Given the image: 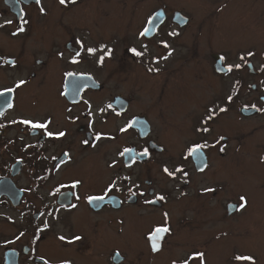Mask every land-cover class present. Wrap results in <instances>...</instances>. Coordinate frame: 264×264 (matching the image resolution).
I'll return each instance as SVG.
<instances>
[{
	"label": "flooded vegetation",
	"instance_id": "obj_1",
	"mask_svg": "<svg viewBox=\"0 0 264 264\" xmlns=\"http://www.w3.org/2000/svg\"><path fill=\"white\" fill-rule=\"evenodd\" d=\"M203 1L197 21L195 0H0V264H182L194 252L206 264L258 263L231 245L243 240L248 207L234 186L264 183V46L219 40L264 26V0ZM21 120H50L47 131L66 135ZM195 145L207 146L189 155ZM157 227L170 231L153 252Z\"/></svg>",
	"mask_w": 264,
	"mask_h": 264
},
{
	"label": "rangeland",
	"instance_id": "obj_2",
	"mask_svg": "<svg viewBox=\"0 0 264 264\" xmlns=\"http://www.w3.org/2000/svg\"><path fill=\"white\" fill-rule=\"evenodd\" d=\"M99 3H100V7H102L103 9H104L103 5H105L106 7L109 5L104 3L101 4V2ZM198 5L201 7L200 9H198L197 7ZM208 8H209L208 4L205 3L203 0H195V10H196L195 17H199L197 21L205 17ZM99 11L102 13L104 12L101 8ZM140 24H142V20L140 21ZM261 27L264 26H258V25H250L249 27L238 26L239 29H232L231 34L226 36H224L223 30H210V38L217 39L218 37L221 38L222 36H224L223 37L224 39L219 41H227V44L234 46L236 50L245 51L251 47L255 48V47L264 46V30L259 29ZM203 31H204L203 33L200 32L201 35H199V37L206 36V29H204ZM196 33L198 34V31H196ZM104 36L105 38H109V39L112 38L109 29L104 31ZM199 39L203 40V38H199ZM132 42L137 43V41H132ZM231 60L235 61V58ZM141 76L145 78L147 77L148 80L150 79V76L148 77L144 73H141ZM251 157L252 156H247V157L244 156V161L246 162L247 160H251L252 166H257L256 161L252 160ZM258 158L259 155H257L256 159ZM259 165H264V164L260 163ZM257 176H262L261 171L259 173L257 172L255 175L256 180H260V178ZM245 179L246 178H243L244 180L243 184H238L234 186V189H237V192L242 191L248 198V207L243 212V216L245 219V221L243 222L244 223V231L242 238L243 240L240 243L234 242L231 245V247H235L243 251L251 252L253 254L255 253L258 254L259 257L257 264H264V251L262 252V249L264 248V183L259 182L256 185V183L254 184L253 182L251 184ZM238 180L240 179L238 178L236 181ZM252 232L255 233V236H249L252 235ZM246 239L247 241H252V240L253 241L248 245L246 243L247 242ZM232 251L235 252L237 250L233 248Z\"/></svg>",
	"mask_w": 264,
	"mask_h": 264
},
{
	"label": "snow or ice",
	"instance_id": "obj_3",
	"mask_svg": "<svg viewBox=\"0 0 264 264\" xmlns=\"http://www.w3.org/2000/svg\"><path fill=\"white\" fill-rule=\"evenodd\" d=\"M35 2L39 5L41 4V0H35ZM77 2V0H59V4L62 5V6H66L68 3H73L75 4ZM40 11L43 13L45 10L43 7L40 8ZM21 16H23V13H21ZM6 23H11V21H7ZM24 23H27V21H24ZM0 27H2V25H0ZM23 26H21L19 28V31H23ZM148 31V29H145L144 32H141L140 35L143 36L145 35V33ZM13 34H16V33H13ZM79 43V42H78ZM167 46V45H166ZM81 48H83V45L81 44ZM87 51L91 54V53H94L95 52V49L93 48H89L87 49ZM111 49L108 50V52L106 53V55H110L111 54ZM131 51L133 52V54L137 57L139 56H142L143 53L142 52H139L137 51L136 49H131ZM76 55H79V51H77ZM168 55H171V52L168 53ZM254 53L252 52H249L248 53V56L251 57L253 56ZM167 57H165L166 59ZM223 59V58H222ZM241 60L244 59L243 56L240 57ZM73 63H77V61L75 59H73L72 61ZM100 62L102 63L103 62V57H101L100 59ZM11 63V62H9ZM236 68H240L241 65H236L235 66ZM150 71H152L153 69H149ZM158 71V70H157ZM227 71L231 72L232 71V66L229 65L228 68H227ZM68 77H71L73 76L74 74L73 73H67L66 74ZM24 83H26V81H19L17 82V84L15 85V88H19L21 87ZM76 87H80V85H76ZM15 89L14 88H10V89H7L6 92L8 93H11L13 92ZM5 92H0V97H4L5 96ZM64 94V93H62ZM229 100H231V97H229ZM6 104H8V107H11L12 105L7 101L5 100L4 101ZM109 107H111L109 105ZM220 112H225L227 111L226 108H220L219 109ZM257 111H261V109H257ZM210 112H215L214 109H210ZM209 119H212V116L210 115L208 117ZM19 123L21 124H24V125H29L30 126V129L32 130H36V129H44L45 130V135L49 136V137H55L57 139H59L60 137H63L66 135L65 132H58V133H52V132H49L47 131V128H48V125L51 123V121H46V122H43V123H40V122H32L30 120H21L19 121ZM2 126V125H0ZM132 127V123H130L127 127L125 128H122L121 129V132H124V131H127V128H130ZM205 131H207L208 129H204ZM101 138V135L100 134H97L96 136V139L99 140ZM108 139H113V137H107ZM224 137H220L219 140L217 141V143H219L221 140H223ZM85 144L88 143V141H84ZM207 145H195L193 146L191 149H189V155H194L196 154L197 152H199L202 148L206 147ZM132 150L129 149V148H125L123 150V152L120 153V155H124L125 153H130ZM221 151H223V149H221ZM139 155L141 156H148L149 155V152H148V149H145L142 153H140ZM206 167V165L204 166ZM201 171L204 170V168H201L200 169ZM165 173H167L169 176H174V173L172 172H169V170L167 168L164 169ZM177 171H182V169H177ZM80 184V181H74L71 185V187L73 189L77 188L78 185ZM115 185H110L109 188L107 189L108 191H111L112 188L114 187ZM205 192H214L215 189L213 188H206L204 190ZM133 195H135V193H133ZM76 199H79V196L77 195L76 196ZM104 199V196H88L87 197V201L89 204H91L93 201H97V200H103ZM157 200H164L165 197L164 196H157L156 197ZM240 200H241V204L238 206L240 209H242L243 207L246 206V203H247V200H246V197L244 196H241L240 197ZM148 203H152V201H148ZM73 207H75V205H73ZM165 217L167 218V213H165ZM170 231V229L168 227H157L155 228L154 232L149 236V240L152 242L151 246H152V250L153 252H156V251H159L160 250V244L158 243V241L162 238L161 234L162 233H168ZM21 235H23V233H21ZM226 235V234H225ZM17 239H19V237H17ZM59 239L61 240H65L66 238L61 236L59 237ZM75 239L79 240L80 237H76ZM68 243H71L72 241H67ZM196 259H199V262L200 264H206V261H205V254L203 252H194L192 253L188 259L184 260L182 262V264H189L190 261H195ZM236 261H247L249 262V264H255V259L252 257V256H249V255H236L235 258H234ZM44 264H48V261H44ZM173 264H175V262H173Z\"/></svg>",
	"mask_w": 264,
	"mask_h": 264
},
{
	"label": "water",
	"instance_id": "obj_4",
	"mask_svg": "<svg viewBox=\"0 0 264 264\" xmlns=\"http://www.w3.org/2000/svg\"><path fill=\"white\" fill-rule=\"evenodd\" d=\"M157 23H158V21H157V15H155V16L152 18V20H151V23H150V25H149V27H148V31H149L150 29H151V30L154 29Z\"/></svg>",
	"mask_w": 264,
	"mask_h": 264
}]
</instances>
